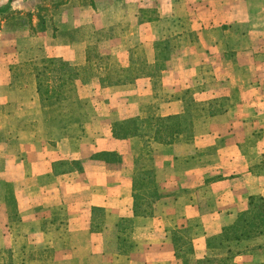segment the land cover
<instances>
[{"label":"crops","instance_id":"0c3cea01","mask_svg":"<svg viewBox=\"0 0 264 264\" xmlns=\"http://www.w3.org/2000/svg\"><path fill=\"white\" fill-rule=\"evenodd\" d=\"M42 1L0 0V264L226 257L215 240L264 200V0ZM183 116L187 141L113 134ZM232 250L264 264V237Z\"/></svg>","mask_w":264,"mask_h":264},{"label":"trees","instance_id":"16d2710c","mask_svg":"<svg viewBox=\"0 0 264 264\" xmlns=\"http://www.w3.org/2000/svg\"><path fill=\"white\" fill-rule=\"evenodd\" d=\"M26 17L22 18L19 13L11 12L6 19L18 26V24H21L22 21L26 22ZM47 67L49 71L56 73L57 75L65 74L64 76H66L68 74V81H73L79 76L78 71L67 68L66 66L56 62L51 61L47 64ZM61 81V77L59 79H55V82L57 83H61ZM54 97L57 98V96ZM59 98L60 96L58 95V99ZM191 124L192 121H190L188 116L169 118L153 117L150 118V120L144 119V121H141V119H132L114 123L113 134L118 139L132 136L150 135L154 142L172 143V141L179 140L180 138L181 141L189 140L191 136ZM93 158L95 160L103 161L109 165H115L121 162V158L112 152L102 153L94 156ZM138 178L139 186L142 183L143 185L153 183L151 174L148 170L138 176ZM262 236H264V200L260 197L251 196L248 198V209L240 213L233 224L224 227L221 235L215 240V245L226 250V257L221 259L208 258L198 264H232V260L235 256H237V254L233 252L232 246H236V248L238 247L239 249L241 242ZM208 245H211V241H208Z\"/></svg>","mask_w":264,"mask_h":264},{"label":"rangeland","instance_id":"374dc122","mask_svg":"<svg viewBox=\"0 0 264 264\" xmlns=\"http://www.w3.org/2000/svg\"><path fill=\"white\" fill-rule=\"evenodd\" d=\"M51 2H49V0H43L42 1V3L40 2V4H42V5H44V6H51L52 4V2L54 1V0H50ZM121 30H123V28L121 29ZM105 36H107V35H105L104 33H103V35H102V38H104ZM99 39V38H98ZM141 55H142V53H140V56L139 57H141ZM21 69H22V67H21ZM203 111H204V109H203ZM222 111V110H221ZM262 237H264V236H262ZM262 237H258V238H262ZM255 239V238H254Z\"/></svg>","mask_w":264,"mask_h":264}]
</instances>
